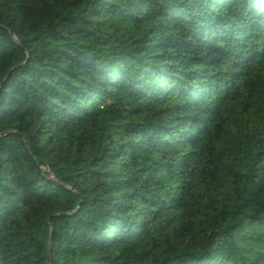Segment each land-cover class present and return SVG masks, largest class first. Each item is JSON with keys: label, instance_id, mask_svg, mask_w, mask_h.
Here are the masks:
<instances>
[{"label": "trees", "instance_id": "16d2710c", "mask_svg": "<svg viewBox=\"0 0 264 264\" xmlns=\"http://www.w3.org/2000/svg\"><path fill=\"white\" fill-rule=\"evenodd\" d=\"M51 238L264 264V0H0V264Z\"/></svg>", "mask_w": 264, "mask_h": 264}, {"label": "water", "instance_id": "95a60500", "mask_svg": "<svg viewBox=\"0 0 264 264\" xmlns=\"http://www.w3.org/2000/svg\"><path fill=\"white\" fill-rule=\"evenodd\" d=\"M17 40V38H16ZM15 69L11 70V72L9 73V75H11V73L14 71ZM52 238L50 240V244H49V250H48V264H50V259H51V249H52Z\"/></svg>", "mask_w": 264, "mask_h": 264}, {"label": "rangeland", "instance_id": "374dc122", "mask_svg": "<svg viewBox=\"0 0 264 264\" xmlns=\"http://www.w3.org/2000/svg\"><path fill=\"white\" fill-rule=\"evenodd\" d=\"M100 120H101V121H106V119L103 118V117H101ZM85 128H86V130L88 131V130H90L91 125H87Z\"/></svg>", "mask_w": 264, "mask_h": 264}]
</instances>
